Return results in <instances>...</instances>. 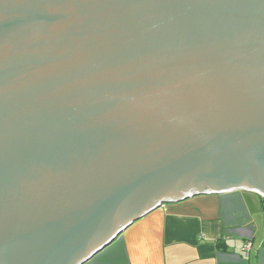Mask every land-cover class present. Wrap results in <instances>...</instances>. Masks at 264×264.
Masks as SVG:
<instances>
[{"label": "water", "instance_id": "1", "mask_svg": "<svg viewBox=\"0 0 264 264\" xmlns=\"http://www.w3.org/2000/svg\"><path fill=\"white\" fill-rule=\"evenodd\" d=\"M235 189L264 197V0H0V264Z\"/></svg>", "mask_w": 264, "mask_h": 264}, {"label": "crops", "instance_id": "2", "mask_svg": "<svg viewBox=\"0 0 264 264\" xmlns=\"http://www.w3.org/2000/svg\"><path fill=\"white\" fill-rule=\"evenodd\" d=\"M84 264H264V197L235 189L163 204Z\"/></svg>", "mask_w": 264, "mask_h": 264}, {"label": "built area", "instance_id": "3", "mask_svg": "<svg viewBox=\"0 0 264 264\" xmlns=\"http://www.w3.org/2000/svg\"><path fill=\"white\" fill-rule=\"evenodd\" d=\"M251 247H252V244L249 242V243L246 245L245 249L249 251V250L251 249Z\"/></svg>", "mask_w": 264, "mask_h": 264}]
</instances>
